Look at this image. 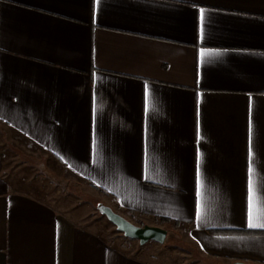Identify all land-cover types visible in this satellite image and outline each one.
<instances>
[{"label": "crops", "instance_id": "obj_1", "mask_svg": "<svg viewBox=\"0 0 264 264\" xmlns=\"http://www.w3.org/2000/svg\"><path fill=\"white\" fill-rule=\"evenodd\" d=\"M250 121L264 192V0H0V264H153L20 188L12 154L202 260L264 264Z\"/></svg>", "mask_w": 264, "mask_h": 264}, {"label": "rangeland", "instance_id": "obj_2", "mask_svg": "<svg viewBox=\"0 0 264 264\" xmlns=\"http://www.w3.org/2000/svg\"><path fill=\"white\" fill-rule=\"evenodd\" d=\"M8 167L13 180L20 188L65 212L78 224L104 237L108 243L127 244L133 255L148 259L153 264H218L212 260H202L196 247L185 235L184 229L177 226L167 225V235L163 244L153 241L143 246L138 243L129 244L130 239L124 238L98 213L96 205L99 202L105 203L101 196L89 192L60 167L41 165L35 170L13 154ZM136 247L140 252H133Z\"/></svg>", "mask_w": 264, "mask_h": 264}, {"label": "water", "instance_id": "obj_3", "mask_svg": "<svg viewBox=\"0 0 264 264\" xmlns=\"http://www.w3.org/2000/svg\"><path fill=\"white\" fill-rule=\"evenodd\" d=\"M98 213L110 222L115 230L123 235L124 238L136 240L140 246L147 244L150 241L158 244H163L167 235V231L161 227L143 225L138 226L114 212L112 208L99 202L96 205ZM232 264H252L245 262H233Z\"/></svg>", "mask_w": 264, "mask_h": 264}, {"label": "snow or ice", "instance_id": "obj_4", "mask_svg": "<svg viewBox=\"0 0 264 264\" xmlns=\"http://www.w3.org/2000/svg\"><path fill=\"white\" fill-rule=\"evenodd\" d=\"M203 16H204V10L201 9V20H203ZM206 55H210V53H201V56H206ZM146 111H147V89H146ZM251 121H250V125H249V183H248V208H249V213H248V217H249V227H264V224H259L257 225L254 222V216H253V204H254V197L258 198L259 201V205L262 209H264V192H260L254 182L253 179V151H252V146H251Z\"/></svg>", "mask_w": 264, "mask_h": 264}, {"label": "trees", "instance_id": "obj_5", "mask_svg": "<svg viewBox=\"0 0 264 264\" xmlns=\"http://www.w3.org/2000/svg\"><path fill=\"white\" fill-rule=\"evenodd\" d=\"M124 213H125L126 215H132L131 212H127V211H125Z\"/></svg>", "mask_w": 264, "mask_h": 264}]
</instances>
